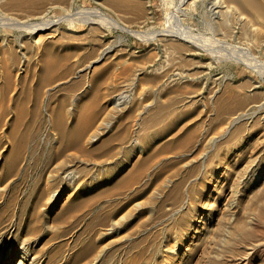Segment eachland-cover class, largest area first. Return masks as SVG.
I'll list each match as a JSON object with an SVG mask.
<instances>
[{"label":"rangeland","instance_id":"rangeland-1","mask_svg":"<svg viewBox=\"0 0 264 264\" xmlns=\"http://www.w3.org/2000/svg\"><path fill=\"white\" fill-rule=\"evenodd\" d=\"M0 1V176L19 108L21 132L32 131L21 171L0 179V264H264L260 30L233 16L222 30L215 0ZM46 22L55 25L33 32ZM123 92L129 98L113 107ZM108 112L109 124L86 146L124 132V142L113 140L114 157L72 147L52 167L69 168L71 176L77 168L70 159L92 174L97 161L124 165L114 177L131 170L138 177L101 205H127L88 229L73 213L54 222L52 214L74 196L61 190L48 205V190L38 202L43 184L36 180L51 150L63 145L55 119L63 116L71 132L74 119L97 114L95 125ZM84 127L87 137L94 127ZM66 172L55 188L67 187ZM90 176V188L78 192L88 203L111 185ZM116 219L123 224L113 228Z\"/></svg>","mask_w":264,"mask_h":264},{"label":"bare ground","instance_id":"bare-ground-1","mask_svg":"<svg viewBox=\"0 0 264 264\" xmlns=\"http://www.w3.org/2000/svg\"><path fill=\"white\" fill-rule=\"evenodd\" d=\"M19 1L20 3L25 2V0H19ZM188 1L189 0H182L181 5L183 6V4H187ZM213 6L215 9V12L218 13L217 15L219 17L218 26L222 30L228 29L227 27L228 17L233 16V19H236L237 21H239L240 24L244 26L252 25V27L260 30L263 40H264V0H215V2H213ZM254 14H257L260 17L261 25L258 24L259 22H257ZM108 19L111 25L120 24L118 21L114 19L113 20L110 18ZM92 21H96V20H92ZM22 24L26 25L24 24V22H22ZM53 24L55 25V23L46 22L45 24H42V25H37V26L35 25L34 27H32V29L34 30L33 32H39V31H42V30H45L51 27ZM140 34L143 36L142 33ZM169 35L185 39L184 34L180 31H173ZM225 53H226V50H225ZM255 62L259 63L258 60H256ZM94 82H95V85H98L100 81H94ZM129 96H130L129 93L125 94V92L118 94L113 101V107H119L120 105H123L129 98ZM37 105H38V102H36V106ZM222 107L226 108V105H223ZM23 112L24 110H21L19 108V110L17 111V116L13 121L14 126L9 131L10 132L9 138L11 139L12 145L10 146L7 156L3 162L5 169H4V172L0 176V179H6L10 175L15 174L16 172L19 173L21 171V167L19 166V163L22 157V153L24 151V144H25V141L27 140L29 142L30 135L32 133V131L30 130L24 131V132H21L20 130V126L22 125V120L24 117ZM58 112L60 113L61 111H58ZM109 114L110 112H108L103 117V119L99 121L98 123H96L95 125L94 123L98 116L97 114H94V115L88 114V116L85 117L84 119H79V118L74 119L73 129L71 132H69L68 130H65V127H67V125L64 122L63 116L61 115L57 116V120L55 119V123L53 125L57 124V127L61 128L60 131L62 133V136L64 137L63 145L62 146L56 145L50 152L49 160L45 163V165L43 164L44 165L43 171L42 173H40V176H38L36 180L37 187L43 184L41 189L38 191L39 192L38 202L39 204L43 202V200L46 198V195H48L47 193L48 190H51V193H49V197L47 199L48 205L51 204L50 202L58 198V192L61 190L62 191L71 190V192H74V196L67 203H65L62 208H60L57 212L52 214L51 218L54 222H61V223L67 222L68 221L67 217L71 213H73L74 216H77L80 219L85 220V223L83 226L85 229H88L92 227L95 222H102L103 224L109 223L108 221L110 219H115L114 217L118 216L121 213V211L124 209V207L127 205V204H122V205L114 206L113 208L106 209V210L104 209V206L101 205V198H104V196L110 195L111 193L117 190H120V191L123 190L125 185H127L131 181H134L135 178L138 177V174H134L133 170L129 171L126 175L114 177L115 171L117 170L120 171L126 168L124 165L121 166L119 164H115L116 166H113L112 164H108L104 166L102 161H97L96 162L97 167L94 168V174H92L93 173L92 168L86 165H82L81 163L76 164L73 161V159H70V161L68 162V166L70 167L72 165L73 167L77 168V170L73 169L75 173L74 175H71V176L68 173L69 168H66L63 170V167L61 166L52 167L53 163L57 161L63 154L66 153L68 149L72 147L77 148L79 152L83 155L95 156L96 158H100V156H103V155H107L108 158L114 157L117 154V152L115 151L113 140L116 139L118 141L124 142L127 139V135L124 132H121L117 136L112 135L111 137L106 138L104 141L100 142L93 148H88L86 146L87 144H89L90 142L94 140V136L100 133L101 129H103L105 126L109 124V122L107 121ZM1 121L2 119H0V122ZM86 124L89 125V127L90 126L94 127L93 130L89 132L87 137L85 136V132L87 131V129L86 127H84V126H87ZM170 127H171V124L166 125L165 127H162L160 129V133L166 132ZM157 135L160 136V134H157ZM140 141L146 144V146L151 145L147 140H144V141L140 140ZM99 150H101L102 153H98ZM61 170L64 172L67 171L65 175H63L64 176L63 181L66 183V181L68 180V184H67V187H64L63 189L62 187L60 189H57L55 188L56 179L59 176H62ZM90 174L92 175L90 176ZM89 176L92 178L94 183L96 182L98 183L100 178L107 179L111 182V185L109 187L103 189L101 192L94 195L93 200L90 203H88V200L83 198L81 194L78 193L80 191L86 190L87 188L88 189L90 188V185L85 180ZM129 202L130 200H127L126 203H129ZM86 204L89 205L88 208L90 209V211L78 212L79 210H77V208L84 206ZM50 213L51 212L48 211L46 215ZM36 216H39L43 219L44 218L43 211H38L36 213ZM120 219H122V217ZM122 224H123L122 220L116 219L112 221L111 226L113 228H116V227H120ZM92 246H93L92 241L90 240L89 243L86 245L85 250L92 248Z\"/></svg>","mask_w":264,"mask_h":264}]
</instances>
